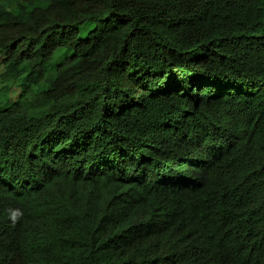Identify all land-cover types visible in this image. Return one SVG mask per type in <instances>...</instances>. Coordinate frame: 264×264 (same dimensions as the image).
Listing matches in <instances>:
<instances>
[{"label":"trees","instance_id":"1","mask_svg":"<svg viewBox=\"0 0 264 264\" xmlns=\"http://www.w3.org/2000/svg\"><path fill=\"white\" fill-rule=\"evenodd\" d=\"M0 264H264V0H0Z\"/></svg>","mask_w":264,"mask_h":264},{"label":"rangeland","instance_id":"2","mask_svg":"<svg viewBox=\"0 0 264 264\" xmlns=\"http://www.w3.org/2000/svg\"><path fill=\"white\" fill-rule=\"evenodd\" d=\"M86 28V31H91V30H94V27H93V24H89V23H85L84 26ZM86 31L81 33L80 34V38H85L86 37ZM59 51H62V52H67V55L70 56L72 54V51L71 50H65V49H60ZM57 58V57H56ZM63 61H60V60H53L52 61V65L54 66H59L60 64H62ZM52 69V67H50V70ZM18 95V89L13 87L11 89V91L9 92V101L13 102L15 101L16 97Z\"/></svg>","mask_w":264,"mask_h":264},{"label":"clouds","instance_id":"3","mask_svg":"<svg viewBox=\"0 0 264 264\" xmlns=\"http://www.w3.org/2000/svg\"><path fill=\"white\" fill-rule=\"evenodd\" d=\"M22 215L23 213L20 211V209H13V210H10L9 219L13 223H15Z\"/></svg>","mask_w":264,"mask_h":264}]
</instances>
